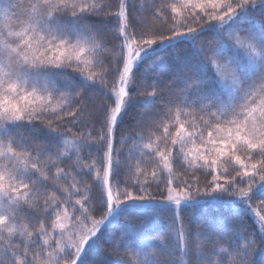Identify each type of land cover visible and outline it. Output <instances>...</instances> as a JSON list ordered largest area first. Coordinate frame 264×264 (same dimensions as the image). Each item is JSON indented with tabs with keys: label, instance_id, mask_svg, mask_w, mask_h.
<instances>
[{
	"label": "snow or ice",
	"instance_id": "obj_1",
	"mask_svg": "<svg viewBox=\"0 0 264 264\" xmlns=\"http://www.w3.org/2000/svg\"><path fill=\"white\" fill-rule=\"evenodd\" d=\"M0 264H264V0H0Z\"/></svg>",
	"mask_w": 264,
	"mask_h": 264
},
{
	"label": "trees",
	"instance_id": "obj_2",
	"mask_svg": "<svg viewBox=\"0 0 264 264\" xmlns=\"http://www.w3.org/2000/svg\"><path fill=\"white\" fill-rule=\"evenodd\" d=\"M141 106L137 105L135 108L131 109L130 111H132L133 113H136L138 111H140ZM117 147H120L119 144H117ZM254 227V225H252L251 223L249 224V229L251 230Z\"/></svg>",
	"mask_w": 264,
	"mask_h": 264
}]
</instances>
